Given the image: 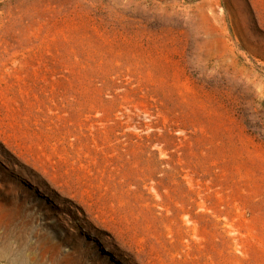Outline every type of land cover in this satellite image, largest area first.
<instances>
[{
  "label": "rangeland",
  "instance_id": "1",
  "mask_svg": "<svg viewBox=\"0 0 264 264\" xmlns=\"http://www.w3.org/2000/svg\"><path fill=\"white\" fill-rule=\"evenodd\" d=\"M0 264H264V0H0Z\"/></svg>",
  "mask_w": 264,
  "mask_h": 264
},
{
  "label": "bare ground",
  "instance_id": "2",
  "mask_svg": "<svg viewBox=\"0 0 264 264\" xmlns=\"http://www.w3.org/2000/svg\"><path fill=\"white\" fill-rule=\"evenodd\" d=\"M6 241V240H5ZM25 248V247H24ZM2 249H4V247L2 248ZM8 251V250H7ZM24 255V254H23ZM24 259V258H23Z\"/></svg>",
  "mask_w": 264,
  "mask_h": 264
}]
</instances>
